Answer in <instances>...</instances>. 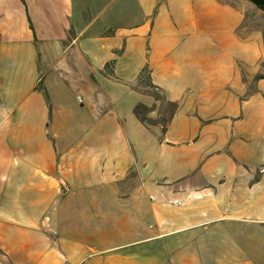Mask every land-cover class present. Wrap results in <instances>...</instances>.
<instances>
[{"label": "crops", "instance_id": "1", "mask_svg": "<svg viewBox=\"0 0 264 264\" xmlns=\"http://www.w3.org/2000/svg\"><path fill=\"white\" fill-rule=\"evenodd\" d=\"M255 10L0 0V264H264ZM146 65L165 131L134 112Z\"/></svg>", "mask_w": 264, "mask_h": 264}, {"label": "rangeland", "instance_id": "2", "mask_svg": "<svg viewBox=\"0 0 264 264\" xmlns=\"http://www.w3.org/2000/svg\"><path fill=\"white\" fill-rule=\"evenodd\" d=\"M246 28H247V32L252 30H257L258 32H260L263 36V45H264V13L263 12H260L259 10H255L254 12L251 11L246 22ZM260 69L261 72L259 75H262L264 77V57L260 65ZM136 88L144 93L149 92L153 95L157 93L155 90L146 88L144 83L141 84L137 83ZM157 105H158L157 106L158 114L157 116H155V118L149 117L150 111L141 110V116L143 119H145L146 124L148 125L159 124L163 126L162 124H165L169 120L172 111L171 106L165 103L164 101L158 102Z\"/></svg>", "mask_w": 264, "mask_h": 264}, {"label": "trees", "instance_id": "3", "mask_svg": "<svg viewBox=\"0 0 264 264\" xmlns=\"http://www.w3.org/2000/svg\"><path fill=\"white\" fill-rule=\"evenodd\" d=\"M250 3H252L256 8H258L260 11L264 12V0H248ZM115 62H111L107 65V68H109L110 66H114ZM257 80H261V79H264V77L262 75H259L257 76L256 78ZM138 84H141V83H144L146 88L148 89H152V90H155L157 93L156 94H151V93H147V94H150L151 96H153L155 98V100L157 102H160V101H164L165 103H167L168 105L171 106L172 108V111H171V115H170V118L172 116H174V114L176 113L177 111V104L175 103H172V102H169L167 99H166V96L163 92V90L159 87H157L156 85H154V83L152 82V76H151V69L149 68L148 65H146L142 71L140 72V75L138 77ZM135 89H137L135 87ZM138 90V89H137ZM141 110H145V111H150L151 109H149L148 107L140 104L138 105L136 108H135V115L138 119H140L142 122L145 123V119L142 118L141 116ZM169 121V120H168ZM168 121L165 123V124H162L163 125V128H164V131L166 130L167 126H168Z\"/></svg>", "mask_w": 264, "mask_h": 264}]
</instances>
